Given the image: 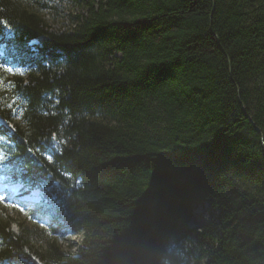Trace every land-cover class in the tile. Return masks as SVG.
I'll return each mask as SVG.
<instances>
[{"label":"trees","instance_id":"trees-1","mask_svg":"<svg viewBox=\"0 0 264 264\" xmlns=\"http://www.w3.org/2000/svg\"><path fill=\"white\" fill-rule=\"evenodd\" d=\"M80 3L0 0V264H264V0Z\"/></svg>","mask_w":264,"mask_h":264},{"label":"rangeland","instance_id":"rangeland-1","mask_svg":"<svg viewBox=\"0 0 264 264\" xmlns=\"http://www.w3.org/2000/svg\"><path fill=\"white\" fill-rule=\"evenodd\" d=\"M48 1L50 4H52L53 7H55V10H53L52 8L44 9L41 14L48 22L49 27L56 31L69 29L71 22V19L68 17L69 12H74L73 14L77 12L85 13L84 5H82L81 3L78 4V0ZM116 55L118 56V54ZM18 187L19 186H17L16 188ZM0 214L13 219L11 225V230L13 231L18 230V224L27 225L32 224L34 221L38 222L33 216L29 214L28 208L19 207L15 202V199H13L8 193L0 194ZM216 215L217 211L211 208L208 203L197 204L191 210L189 227L195 232L200 233L204 227L212 224V222L215 220ZM38 226L40 228L46 229V225L42 222H38ZM45 234L49 235L48 230ZM79 237V235L76 236V234L74 233H66L64 237H60L61 239H58L64 247H67V245H70L71 242H74ZM194 246L196 254H198L201 249H208L206 239H204L202 242H200V240H196ZM71 251H74L73 247ZM204 261L205 257L202 258L201 262Z\"/></svg>","mask_w":264,"mask_h":264},{"label":"snow or ice","instance_id":"snow-or-ice-1","mask_svg":"<svg viewBox=\"0 0 264 264\" xmlns=\"http://www.w3.org/2000/svg\"><path fill=\"white\" fill-rule=\"evenodd\" d=\"M9 71H11V69H8Z\"/></svg>","mask_w":264,"mask_h":264}]
</instances>
